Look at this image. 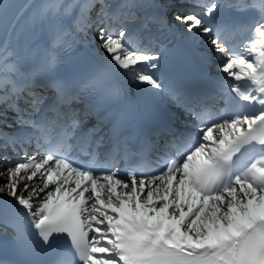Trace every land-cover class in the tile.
Here are the masks:
<instances>
[{"label": "bare ground", "instance_id": "6f19581e", "mask_svg": "<svg viewBox=\"0 0 264 264\" xmlns=\"http://www.w3.org/2000/svg\"><path fill=\"white\" fill-rule=\"evenodd\" d=\"M136 2L142 4L143 7H152L153 3L157 2V0H135ZM56 4V0H31V2L28 4L27 2V7L26 9L21 12L17 18V20L14 21L13 23V27H10L8 32H4L1 36H0V52H4L5 54H9L8 49L10 47V39L13 38V34H17L16 38H18V33L16 32V29L20 26L22 18H23V14L25 13L27 16H31V14L29 13V9L32 10V13L35 17H37V19L40 22V28L41 30L44 32L47 29H56L55 27L57 26V20H56V10H59L60 7H58ZM55 14V15H54ZM58 16V13H57ZM13 18V17H12ZM68 21H71V19L69 18ZM8 27V26H7ZM15 37V35H14ZM67 40L77 43L79 44V42L77 40H74L72 38H66ZM65 39V40H66ZM92 44L89 45V48L93 49V52H95L96 54L101 51L102 49L105 47V45H107L106 43H104L102 40H93V42H91ZM18 46V45H16ZM98 48V50H97ZM37 51H40L38 48L36 49ZM104 58V57H103ZM46 56H44L43 58H36L35 61L37 62V64H40L43 69L47 66L45 64L46 62ZM106 62L111 63L109 61V59H106ZM59 66H64L63 62L62 63H58L56 62ZM79 66V65H77ZM76 68V66H75ZM212 130L208 131V129H204L202 131V134H207L209 135L211 133ZM37 164H40V168H37L35 170V166L33 167V169L31 171H38V173H42L47 167H51L50 162L46 161V160H38ZM4 167V166H3ZM28 169V166H21L20 175H23V179H25V184L27 185V189H32L35 187V185L39 184L38 188L34 189L33 192H31V195H37L36 199H31L33 203L37 204L40 203V199L42 197H46L48 191L54 186L56 187L58 185V183L60 181L56 180V182L54 181V179H52L51 181H47L44 180L42 181V179L36 180V177L40 178L39 175L37 174L34 178L28 177L26 178L25 175V170ZM8 171L12 172V169H8ZM56 175L58 173H55ZM48 175H50L48 173ZM177 175V176H176ZM180 174L176 173L174 176V182H173V187H174V191L177 193V189L180 186L181 183V178H180ZM171 177V176H170ZM163 177H159V179L161 180ZM22 179V178H21ZM183 179V178H182ZM167 181V180H166ZM164 183V191L166 192L167 190V185L166 182ZM5 184L4 183H0V192L4 189ZM11 188H13V185H11ZM11 188L7 189V192L10 191ZM17 186H16V190H17ZM240 188H242V191H244V194H242L240 192ZM253 186H249L247 184H243L240 183L238 186H235V188L231 189L230 191H228V193L226 192H222L219 195H214L212 197H208V198H201L197 204H195V197H192V200L190 201V205H189V193H190V189L187 188V195L184 196L182 191H184L183 189H181V194L179 195V197H177L176 193L173 194L171 193L168 197H167V202L166 204H163V208L160 211L157 212H153L152 210H150L148 212L147 209H144L142 211L143 216L146 218H157V219H165L168 222H170V225L172 226V230H176V229H180L181 231H186L184 230V228H188L187 232L184 234V237L180 240H184V239H188L189 241H194L195 243L200 242L203 243L206 238L208 236H217V235H222L224 231H226L227 227L232 228L233 225H235L237 222L241 221V216L240 213H260L264 211V191H260L259 189H255ZM43 190V191H40ZM122 191V190H121ZM103 194L107 195L108 192L107 190L103 189ZM17 196H26L27 194L21 192L18 188V192L16 193ZM90 199L92 198L91 196ZM233 197V199L235 200V202H231V198ZM31 198V197H29ZM263 204V205H259ZM239 204V205H238ZM251 204V205H250ZM256 204V206H255ZM176 205H180L183 206V208H185V213L183 215H185L186 219L184 221H180L179 218H181V213L179 212L178 217H174V219L170 218L167 216L168 211H171L170 208H172L173 206L176 207ZM196 205L194 208L195 212H198V209L201 206L207 205V209L206 211L202 212V214L204 215V217L209 218V224L208 226L204 223H201L199 220H193L191 222L192 215L193 212L187 213L188 208H190L191 206ZM238 205V206H237ZM250 205V206H249ZM225 207H229L230 211L226 210ZM260 207V208H258ZM151 212V213H150ZM216 219H221L222 224L217 225L215 223ZM175 235V234H174Z\"/></svg>", "mask_w": 264, "mask_h": 264}, {"label": "rangeland", "instance_id": "374dc122", "mask_svg": "<svg viewBox=\"0 0 264 264\" xmlns=\"http://www.w3.org/2000/svg\"><path fill=\"white\" fill-rule=\"evenodd\" d=\"M12 171H14V170H12ZM25 174H27V173H25ZM17 176H18L17 174L14 175V174H12L11 172H9L6 169H2V171H0V183H4L5 184L4 190H7L8 187L10 186V184L12 182L16 181ZM27 176H28V174H27ZM18 180H21V179H18ZM22 181H23V179H22ZM22 185H24V183H21L19 185L20 186L19 189L22 192H25V193L28 194L29 192H28V189H27L26 185H24V186H22ZM156 206H160V202H157ZM203 210H205V207H203ZM227 210H230V209H227ZM198 215L199 214H196L195 217H197ZM199 216H200L199 221L202 222L203 217H202V215H199Z\"/></svg>", "mask_w": 264, "mask_h": 264}]
</instances>
